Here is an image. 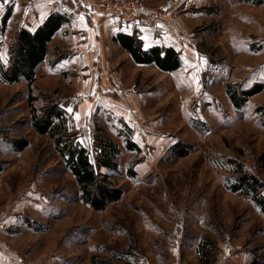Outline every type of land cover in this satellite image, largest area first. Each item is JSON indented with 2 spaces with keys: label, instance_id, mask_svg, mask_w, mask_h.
Instances as JSON below:
<instances>
[{
  "label": "rangeland",
  "instance_id": "1",
  "mask_svg": "<svg viewBox=\"0 0 264 264\" xmlns=\"http://www.w3.org/2000/svg\"><path fill=\"white\" fill-rule=\"evenodd\" d=\"M107 1L63 0L60 9L79 13L96 4L105 10ZM141 1L159 13L153 27L170 28L167 38L181 67L128 77L135 105L116 94L121 88L110 84L102 66L59 77L41 69L31 87L0 81V264H95L93 257L116 264H205V253L208 264H250L263 255L264 214L228 186L236 164L264 183V90L241 108L229 95L264 84V4ZM11 2L0 0V22ZM16 32L0 35L5 64ZM30 92L39 110L50 101L66 107L69 129L93 158L98 132L118 144V171L109 174L123 190L121 200L102 212L83 203L54 141L32 127ZM18 140L29 146L17 150ZM127 140L139 152L128 151Z\"/></svg>",
  "mask_w": 264,
  "mask_h": 264
},
{
  "label": "trees",
  "instance_id": "2",
  "mask_svg": "<svg viewBox=\"0 0 264 264\" xmlns=\"http://www.w3.org/2000/svg\"><path fill=\"white\" fill-rule=\"evenodd\" d=\"M240 3L260 6L264 0H237ZM11 11H7L0 22V35L6 31L10 20ZM72 22V16L66 13L53 12L36 31L18 29L12 47L8 64L0 59V81L13 85L24 81L28 87L36 81V70L46 59L49 45L62 27ZM121 47L132 56L133 61L140 65H153L162 72H176L181 67V55L173 48L154 46L144 48L143 41L136 35L127 33L117 34L114 38ZM1 48V46H0ZM264 90V84L256 83L251 89L242 90L240 95L230 93L231 101L236 108H241L250 98ZM35 97L29 93V106L32 116V127L43 136L48 135L54 141L55 148L63 158L65 167L74 176L80 188V199L83 203L97 212H102L111 204L122 199L123 190L115 185L109 172L118 171V160L121 149L102 132L94 136L95 154L91 155L88 147L80 143L77 134L69 129V115L66 107L57 101L37 109L34 106ZM264 108V107H263ZM0 131V138L2 137ZM19 151L25 150L29 145L25 140L15 141ZM126 149L139 152L137 145L127 140ZM236 175L228 186V190L247 196L253 204L264 214V183L256 176L244 171L242 166L236 164ZM0 166V172H1ZM102 169L107 170L103 172ZM135 175V171L129 170V175ZM263 255H254L250 264H264V246L258 249ZM259 254V253H258ZM205 264L210 261V255L204 254ZM95 264H116L110 261L98 260L93 257Z\"/></svg>",
  "mask_w": 264,
  "mask_h": 264
},
{
  "label": "crops",
  "instance_id": "3",
  "mask_svg": "<svg viewBox=\"0 0 264 264\" xmlns=\"http://www.w3.org/2000/svg\"><path fill=\"white\" fill-rule=\"evenodd\" d=\"M62 1L12 0L10 20L5 29V34L11 36L18 29H26L34 33L53 12L64 13L60 9ZM86 8L88 11L80 10L79 13H67L75 16L73 22L62 27L55 35L49 45L46 60L37 68L36 73L39 75L41 69L54 70L59 77L62 72H70L73 69L80 70L86 65L88 67L91 65L92 68L97 66L98 69L102 66L104 73L110 76L109 79L112 81L110 84L121 88V90H115L116 94L123 95L135 105L136 99L134 98L138 95L134 90V84L130 83L131 80L128 77L132 79L141 74L144 69L158 68L153 65L136 64L132 56L113 38L120 33L130 35L137 33L140 40L143 41L145 49L154 46L176 49L172 40L167 38L170 28L162 22L153 28L141 27L127 19L107 14L104 9L96 4L93 6L88 4ZM57 39L62 44L57 43ZM122 60L123 63L127 61L125 66H122V62H120ZM158 70L163 74H170V72L165 73L160 69ZM101 76L102 72L98 71L94 79L98 80V77ZM122 79H125V82ZM127 84L132 85V88L124 89ZM112 85L110 86L115 88ZM88 107V103H85L80 113L87 111ZM134 107L137 109V106ZM81 120L79 118V125H81Z\"/></svg>",
  "mask_w": 264,
  "mask_h": 264
},
{
  "label": "built area",
  "instance_id": "4",
  "mask_svg": "<svg viewBox=\"0 0 264 264\" xmlns=\"http://www.w3.org/2000/svg\"><path fill=\"white\" fill-rule=\"evenodd\" d=\"M107 13H112L121 18L136 21L141 27L152 28L157 11L148 9L141 0H110L105 3ZM155 14L150 17L148 14Z\"/></svg>",
  "mask_w": 264,
  "mask_h": 264
},
{
  "label": "snow or ice",
  "instance_id": "5",
  "mask_svg": "<svg viewBox=\"0 0 264 264\" xmlns=\"http://www.w3.org/2000/svg\"><path fill=\"white\" fill-rule=\"evenodd\" d=\"M81 20H83V17H81ZM68 111H70V112H71V111H72V109H68ZM78 118H79V117L77 116V119H78Z\"/></svg>",
  "mask_w": 264,
  "mask_h": 264
}]
</instances>
